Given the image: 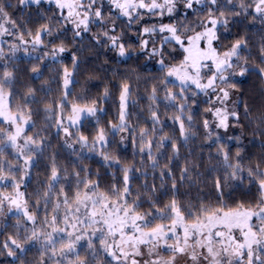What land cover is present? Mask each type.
I'll use <instances>...</instances> for the list:
<instances>
[{"label": "snow or ice", "instance_id": "snow-or-ice-1", "mask_svg": "<svg viewBox=\"0 0 264 264\" xmlns=\"http://www.w3.org/2000/svg\"><path fill=\"white\" fill-rule=\"evenodd\" d=\"M42 2L55 11L18 22L12 5L0 0V255L24 264L39 243L36 264H264V157L246 164L243 133L224 135L244 127L242 101L233 98L237 78L255 71L264 79V37L250 65L248 36H232L249 17L264 25V0H18V7ZM86 34L105 63L112 53L158 65L159 75L143 80L146 117L139 75L135 89L130 76L120 78L116 112L106 124L100 114L112 96L108 86L89 96V76L73 94ZM29 49L41 51L30 70L37 78L45 62L61 67L39 89L20 93L9 62ZM51 83L59 84L56 96ZM249 111L244 105L246 118ZM41 113L37 128L34 116ZM255 119L264 136V112ZM85 122L93 123L92 133L85 134ZM51 129L75 157L72 170L51 152L46 178L28 193L32 170L53 147ZM201 134L197 147H207L208 162L215 161L207 194L200 188L203 153L191 147ZM125 145L132 147L130 162L113 151ZM91 156L111 170L110 181L83 165ZM238 190L253 198L233 200ZM10 216L15 223L6 222Z\"/></svg>", "mask_w": 264, "mask_h": 264}, {"label": "trees", "instance_id": "trees-1", "mask_svg": "<svg viewBox=\"0 0 264 264\" xmlns=\"http://www.w3.org/2000/svg\"><path fill=\"white\" fill-rule=\"evenodd\" d=\"M31 11V12H30ZM30 16L33 18L34 15L37 16V13H43L42 9H38L36 7H30L29 11H27ZM27 12L23 11L21 14ZM18 14V12H17ZM17 17V15H16ZM237 34H245L249 38V47L252 54V60L250 61V65L254 64L258 61V47L261 41V37H264V25H260L259 23H252L251 17L245 20L243 23L238 24L236 27L233 28L232 36H236ZM88 45V47L83 51V53L79 54L81 63L79 67V71L76 75L78 86L77 90L81 92L82 86L85 85V81L89 76H92L93 79L88 81L87 88H88V95L91 97H99L105 86H108L112 96L106 102H102V107L105 108L106 114L101 115V123L106 124L108 120L112 119L116 112V101L118 96L117 85L121 77L130 76L131 80L134 84V89L137 87L135 81L136 76L139 75L141 77V82L139 83V93L137 99H139L140 108L145 109L143 112V116H147L146 105L147 101L144 99H140L145 95L144 88L146 85L143 83L145 78L151 76L159 75V68L158 67H146L144 65L145 59L140 58L136 60L135 58L127 59L125 62L121 59H116L114 54L108 53L109 62L105 63V56H97L95 54V50L92 47L90 41L84 40L83 44ZM179 57V53L177 54ZM38 64V60L33 61H20L13 65V67L17 70V84L16 88L20 93H22L25 89V86H32L34 88L39 89L41 84L46 80H52L54 77L57 76L58 71H52L51 69H46L42 76L34 78V74L30 71L34 65ZM151 81H149L150 85ZM52 89V96L58 95L57 89L59 87L58 83H51L48 85ZM238 91L240 92L241 96V105H240V117L241 123L244 125L241 128L243 133V146H244V156L247 158L245 163H255L261 157H264V136H261L260 133L256 130V125L259 123L258 120L255 118L258 117L262 112H264V79L260 77V75L255 72L251 71L246 77L239 81ZM42 93L38 94L39 96ZM244 105H247L249 111V117H245L244 115ZM203 107V105H201ZM140 109H135L134 111H139ZM42 113L38 116H34V119L37 122V128L43 126L42 121ZM135 121V117H133ZM94 129L93 124H86L84 126L85 134H90V130ZM165 131H171V129H165ZM51 138V143L53 145L52 149L47 150L45 152V157L41 159L40 164L34 168L35 174L32 181L27 185V192L32 193L38 187V181H43L46 178L47 170L45 165L47 164V157L50 155L51 152L55 151L59 153L57 159L61 165H67L69 171L72 170V161L75 160V157H71V155L67 152L66 148L61 146L60 141L57 139L55 135V130L51 129L48 133ZM203 143V136L193 142L191 147L194 149L195 155L199 156L201 152L204 156V161L202 167L199 169L201 173H203L201 177L200 188L203 190V194H207L210 191H213L212 181L215 179L216 174H210L209 169L215 164V161L208 162L207 155L209 149L205 147L201 150L197 145ZM113 151L117 152L121 156L122 160L131 161L132 160V147L123 148L122 150L115 149L113 146ZM212 152H215V148L211 149ZM231 151L234 154L236 151V145L233 144L231 147ZM187 149L182 148L181 153L182 155L186 154ZM136 159H139L137 157ZM182 162V161H181ZM83 165L87 166L93 173L97 171L100 174L102 179V183H107L112 179V177L108 174L111 170L105 169L102 167V162L100 161L99 157L91 156L88 159L82 161ZM178 175V172H177ZM141 181L136 180L133 182L134 187L138 186ZM185 191L184 188H181V192ZM255 194V189H253V195ZM191 195H197V189L193 188L191 190ZM253 196H245L243 193L238 190L233 193L232 199H245L251 200ZM231 202V201H230ZM2 264V263H0Z\"/></svg>", "mask_w": 264, "mask_h": 264}, {"label": "rangeland", "instance_id": "rangeland-1", "mask_svg": "<svg viewBox=\"0 0 264 264\" xmlns=\"http://www.w3.org/2000/svg\"><path fill=\"white\" fill-rule=\"evenodd\" d=\"M5 2L12 5V7L9 8L8 10L13 14V17L18 20V22H22L23 20H27L29 18H31L33 21H35L37 19L36 15H34L33 18H32L30 16V14L27 12V11H29L30 7H36L38 9H42L43 13L47 14V15H51L52 12L55 11V5L51 4V3H47V2H42L41 5H39V6L34 5V4L33 5H26L23 8L18 7V0H5ZM23 11L27 12L28 14H25V13L21 14V12H23ZM17 12H18V14H17ZM16 15H17V17H16ZM29 26H31V25H29ZM68 35L71 36V33L69 32ZM4 39L11 40L10 37H5ZM84 40L85 41L86 40L89 41L87 34L85 35ZM84 40H83V42H84ZM78 46L82 47L84 50L88 47V45H84V46L83 45H78ZM4 47H5V50L7 51V45L6 44L4 45ZM72 50L75 51V48H73ZM94 50H95V54H97V56H98L97 49L94 48ZM83 51L78 53V55L83 53ZM40 55H41V51L40 50H37L36 52H31V50L29 49V54H27V55L23 51L18 52L16 54L15 60L9 62L10 63V67H13V65L15 63L20 62V61H33V60H36V59H34V57H37V56H40ZM101 55H104V54H99V56H101ZM62 59L64 60L65 64H67L69 67L71 66L70 53H65L64 56L62 57ZM116 59H120V58L116 57ZM39 63L40 62L38 61V64ZM144 65L146 67L147 66L148 67H158V65L155 64V61H147V62L145 61ZM60 67H61V65L53 64L52 62L48 61V62H45V64L41 65V72L43 73L46 69H51L53 72L54 71L56 72V71H58V69H60ZM35 77H36V74H34V78ZM245 77H239L237 79L240 81V80L244 79ZM75 79L77 80V77H75ZM77 88H78L77 85H75L73 87V94L74 95L80 93V91L77 90ZM237 97L241 100L240 92L238 90L233 93V98L235 99ZM239 110H240V107H239ZM161 111L162 112L164 111L163 107H161ZM100 115H102V114H100ZM41 119L44 122L43 113H42V118ZM86 124H93V123L85 122V125ZM93 130L94 129L90 130V132L92 133ZM241 133H242L241 128L237 127V128L229 129V132L227 134H224V135L225 136H227V135L235 136V135H240ZM242 139H243V137H242ZM229 143H230V147H232V145L234 144V143H231V142H229ZM128 147H130V145H125L123 148L126 149ZM66 150L71 155V150H68V149H66ZM71 157H73V156L71 155ZM34 174H35V170L33 169L32 170V176H31V179L28 182V184L32 181V179L34 177ZM21 190H24V189L22 188ZM41 215H43V214L41 213ZM6 222L8 224L15 223L14 216H10V218H8ZM13 231L14 230L11 229V228L8 229V232H13ZM0 239H3V237H0ZM39 248H40V244L39 243L30 246L29 250L27 251V253L23 257L24 258V264H36V262L39 259V252H38ZM0 263H2V264H20L19 261L14 260L11 257H7L6 255H0Z\"/></svg>", "mask_w": 264, "mask_h": 264}]
</instances>
